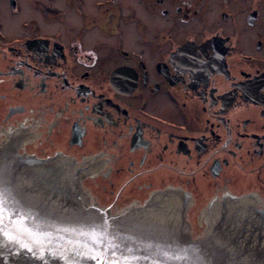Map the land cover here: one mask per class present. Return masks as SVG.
<instances>
[{
  "label": "flooded vegetation",
  "instance_id": "obj_1",
  "mask_svg": "<svg viewBox=\"0 0 264 264\" xmlns=\"http://www.w3.org/2000/svg\"><path fill=\"white\" fill-rule=\"evenodd\" d=\"M0 117L20 180L264 263V0H0Z\"/></svg>",
  "mask_w": 264,
  "mask_h": 264
},
{
  "label": "water",
  "instance_id": "obj_2",
  "mask_svg": "<svg viewBox=\"0 0 264 264\" xmlns=\"http://www.w3.org/2000/svg\"><path fill=\"white\" fill-rule=\"evenodd\" d=\"M14 170L11 166L0 168V192L9 210L5 215L4 228L15 236L10 240L0 233V264H176L175 256L185 258L189 264L210 263L201 256V248L211 246L207 241L213 233L207 231L197 239L184 233L180 234L178 242L166 241L162 233L166 225L156 228V221L150 220L156 217L152 215L156 202L151 208L150 203L147 205L149 214H139L134 218L122 214L107 217L99 211L97 204L89 202V196L77 183L74 170L66 174L61 168L64 175L58 174L64 177L61 183L67 194L57 192L52 184L41 188L32 176L24 182L14 174ZM49 186L55 191L48 190ZM153 196L152 199L157 197ZM160 212L163 213L162 209ZM162 213L157 218L164 217ZM141 221L152 222L154 230L138 234L135 228ZM93 233H103L99 239H107L109 243L94 242ZM155 234L163 238L155 237ZM236 235L237 243L232 249L239 251L244 236L242 233ZM236 250L231 256L236 262L228 260L221 264L253 263L248 259V251L236 253ZM217 252L213 249L209 254L219 259ZM242 258L248 263L241 262Z\"/></svg>",
  "mask_w": 264,
  "mask_h": 264
},
{
  "label": "bare ground",
  "instance_id": "obj_3",
  "mask_svg": "<svg viewBox=\"0 0 264 264\" xmlns=\"http://www.w3.org/2000/svg\"><path fill=\"white\" fill-rule=\"evenodd\" d=\"M151 200H154V199H151ZM151 203L154 204V201H151ZM215 211H213L211 213V215H210V218L212 220L215 219V218H217V216H219V214L218 213L216 214ZM124 213H120V214L125 215V217H129V218L133 217L134 218V215H126ZM162 214L164 216H167L168 217L169 212L168 211L166 212L165 210H163V213ZM142 223H143L142 225H144V224L146 225V229L145 230H142V231H139V232L154 230V228H155V227H151L153 225L152 222L144 221ZM214 224H215V222L211 223V226L214 227ZM141 226H139L138 228H135V229H138L139 230ZM213 232H214V229L213 230L210 229L209 234H211ZM162 233H163V235H165L167 237L166 241H168V242H171V241L178 242V240H180V234H182V233L184 234V232L181 233V230H179V229L173 230L171 227H165V231H163ZM223 235L224 234L217 235L218 237H215V236L210 237V239L207 242H209L212 247L211 246L210 247L204 246V247L201 248V256L203 257V259H204L205 254H206L204 252H207L208 250H211L213 252V249H215V250H217V251L220 252V253L217 252L218 253V256H219V259L216 262L212 263V259L213 258L211 259V257H209L207 263L210 262L209 264H221V263H226V262H223V261H228V260L229 261L236 262V259H231L232 254H230V252L228 251V249L231 248L230 246H232V244L237 243L236 242V237H234L232 239H229V241H228L227 237H224ZM181 244H182V242H181ZM261 258L262 257L259 256V254L251 253V254H249V258L248 259H251L253 261L252 264H259L258 262L261 260ZM174 262L176 264H189V262H186V259L185 258H181V257H177V256H175ZM241 262L248 263V261H246L244 258H242V261Z\"/></svg>",
  "mask_w": 264,
  "mask_h": 264
},
{
  "label": "rangeland",
  "instance_id": "obj_4",
  "mask_svg": "<svg viewBox=\"0 0 264 264\" xmlns=\"http://www.w3.org/2000/svg\"><path fill=\"white\" fill-rule=\"evenodd\" d=\"M1 118V117H0ZM28 150H31L30 148L28 149ZM155 181V182H154ZM154 181H152V188H158L160 185H159V183L157 184V182L159 181V180H154ZM157 184V185H156ZM119 186L120 185H115V189H114V191H116L117 189L116 188H119ZM144 197H146V196H144ZM164 208V207H163ZM161 210V209H160ZM160 210L158 209V208H155V210L152 212V215L153 216H156L155 218L154 217H152L150 220L152 221V222H154V220L156 221V224H154L155 225V227L156 228H161V227H163V226H165V224H167V223H169V222H167L166 220H172V219H170V218H167V217H161V216H159L158 218H157V215H160V213H162V212H160ZM163 210V209H162ZM155 213H157L156 215H155ZM156 218L158 219V220H156ZM194 219V218H193ZM167 223H166V222ZM142 222V221H141ZM143 223H140L136 228H138L139 226H141ZM146 229V225L144 224V225H142L141 227H140V229L138 230V229H135V231L136 232H138V234H143L142 232H139V231H142V230H145ZM208 230H206V232H207ZM194 233L195 234H192V236L193 237H197V236H200L202 233H201V230L199 229V227H195V229H194ZM127 234H130V236H133V234H131V233H129V232H127ZM182 235H183V233H182ZM186 235H189V234H187L186 233ZM138 236H140V235H138ZM192 236H190L191 238H193ZM155 237H161V238H163V236H160V235H158V234H155ZM164 238H166L167 239V237L164 235ZM249 240H251V239H249ZM187 250V249H186ZM204 253H206L205 254V259H207V261H208V258L209 257H211V259H212V261H214V262H216L217 260H218V258H216V257H214L213 256V254L212 255H210L209 253H211V252H209V251H207V252H204Z\"/></svg>",
  "mask_w": 264,
  "mask_h": 264
},
{
  "label": "snow or ice",
  "instance_id": "obj_5",
  "mask_svg": "<svg viewBox=\"0 0 264 264\" xmlns=\"http://www.w3.org/2000/svg\"><path fill=\"white\" fill-rule=\"evenodd\" d=\"M9 210L5 207V200L3 198L2 192H0V233L4 234L5 236L8 237V239H15V236L11 235L9 232H7L4 228V220H5V215ZM9 224H11V220H9ZM99 236H103V233H100L99 235H96L93 233V241L96 242L98 241L101 244H106L109 243L107 239L100 240ZM27 245H25L26 247ZM99 264V262H98Z\"/></svg>",
  "mask_w": 264,
  "mask_h": 264
}]
</instances>
